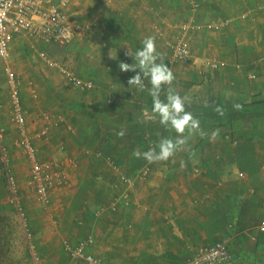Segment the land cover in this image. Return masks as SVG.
<instances>
[{
    "label": "crops",
    "instance_id": "0c3cea01",
    "mask_svg": "<svg viewBox=\"0 0 264 264\" xmlns=\"http://www.w3.org/2000/svg\"><path fill=\"white\" fill-rule=\"evenodd\" d=\"M73 6L67 14L76 33L67 46L75 52L63 66L89 87L44 67L32 46L43 44L47 52L54 48L49 43L22 35L10 46L8 64L29 132L47 127L34 139L39 159L60 162L68 179L50 189L48 206L37 204L41 213L27 209L29 250L8 263L30 264L35 254L38 264H86L63 246L91 235L87 251L103 264H186L199 248L220 241L231 256L221 264H264L258 229L264 222V0H73ZM225 20L220 30L210 27ZM189 21L198 28L187 36L191 57L181 62L166 44L180 38V25ZM147 36H155L157 51L165 54L175 76L170 87L187 98L186 111L203 131L220 129L216 140L194 135L175 163L149 164L132 155L176 135L153 114L150 83L143 91L128 85L135 72L118 67L133 63L125 53H135ZM234 103L242 109L234 110ZM144 167L149 172L139 179Z\"/></svg>",
    "mask_w": 264,
    "mask_h": 264
},
{
    "label": "built area",
    "instance_id": "2783aa9c",
    "mask_svg": "<svg viewBox=\"0 0 264 264\" xmlns=\"http://www.w3.org/2000/svg\"><path fill=\"white\" fill-rule=\"evenodd\" d=\"M67 0H0V64H3L8 100L6 107L10 112V120L18 129V137L15 145L22 150L26 159L31 165L30 183L33 186L36 202L42 207L50 204V189L62 185L68 179L67 170L56 161H41L38 156V149L34 143L35 137L45 135L46 128L36 134L29 132L27 116L22 105V96L19 89V82L14 70L8 64L9 50L15 36H26L30 39L53 44H65L73 39L76 33L75 27L71 24L68 14L65 11ZM196 7V4H194ZM228 20L221 23H212L210 27L220 30ZM198 28L193 22H184L180 25L181 37L169 42L172 56L181 62H186L191 57L188 43V34ZM46 60V58H45ZM51 67L57 68L66 77L68 82L76 87H89L91 82H84L77 78L72 71L62 64L48 60ZM209 67H216L215 63H207ZM2 85L0 83V107L2 105ZM31 96L37 98L36 90L31 91ZM47 122L55 123L49 114H43ZM60 121V120H59ZM58 121V122H59ZM57 122V123H58ZM1 133V130H0ZM1 159L6 166V153L0 143ZM107 162L114 165L113 160L107 157ZM70 163L76 166V161L71 159ZM149 172L143 168L138 174L139 179H145ZM6 179L11 202L24 216L23 207L17 196V182L14 176L6 171ZM124 182L130 183V178H124ZM22 209V210H21ZM258 229L264 232V222ZM93 243L91 235L80 239L76 244L65 242L63 248L71 257L80 259L86 264H103L100 259L87 251L88 246ZM231 256L227 250L225 241L216 242L212 245L199 248L197 254L186 264H221L230 261ZM32 264H38V259L32 255Z\"/></svg>",
    "mask_w": 264,
    "mask_h": 264
},
{
    "label": "clouds",
    "instance_id": "9594fccd",
    "mask_svg": "<svg viewBox=\"0 0 264 264\" xmlns=\"http://www.w3.org/2000/svg\"><path fill=\"white\" fill-rule=\"evenodd\" d=\"M142 47L132 53L127 51L125 55L132 58L133 63L120 62L118 67L122 72H135V75L128 80L131 85L141 91L145 89V81L150 83L148 94L152 98V112L158 117L159 123L165 129L174 132V138H162L155 146H150L147 151L134 150L132 155L135 158H143L149 164L158 162H168L170 159L175 163L174 157L178 152L188 151L189 140L196 134L201 138L208 137L216 140L220 129L216 128L211 133L201 129L200 120L185 109L186 97H182L170 87L175 80L172 70L165 63V54L157 51L156 37L147 36L141 41ZM112 58V57H110ZM113 59V58H112ZM138 69V71H137ZM167 87L165 98L161 99V94ZM242 105L234 103V110H241ZM219 115H224V109L217 106L214 109ZM123 137L124 131L117 133ZM183 168L185 163L180 161Z\"/></svg>",
    "mask_w": 264,
    "mask_h": 264
},
{
    "label": "rangeland",
    "instance_id": "374dc122",
    "mask_svg": "<svg viewBox=\"0 0 264 264\" xmlns=\"http://www.w3.org/2000/svg\"><path fill=\"white\" fill-rule=\"evenodd\" d=\"M59 3L62 0H54ZM73 0H67L65 11L68 14L70 10L73 8ZM70 42V41H69ZM68 42V43H69ZM68 43L65 44H53L49 43L51 47H54L51 51L44 50V45L32 46V49L39 54L42 62L45 64L44 67H49L48 69H52L48 64V60L58 62L62 65H67L71 62V58L75 52V46H67ZM166 46H168L166 44ZM69 47V48H68ZM67 48V49H66ZM169 48V47H168ZM170 50V49H169ZM172 56V55H171ZM46 58V60H45ZM173 58V56H172ZM174 59V58H173ZM66 67V66H64ZM68 69V68H67ZM7 103V102H6ZM3 106L5 108H3ZM2 107V108H1ZM0 107V143L3 144L6 153V166L3 165L0 153V204L2 206V210H0V225L4 228V242L6 245L7 254L4 257L1 264H9L8 260L14 258V260L24 258L25 252L29 250L28 248V210H30V214L37 215L39 212L35 191L33 186L30 183L29 178V165L28 160L23 155L20 148H17L15 145V140L18 137V129L16 125L10 120V112L5 105H1ZM2 113V114H1ZM2 116V117H1ZM12 162H16L18 165L14 167ZM19 162V163H18ZM148 168L149 167H144ZM6 171L14 178L17 182V196L20 195V199L23 202V211L25 213L24 216L20 215V211L15 207V205L11 202L10 194L8 191L7 179H6ZM19 197V196H18ZM19 199V198H18ZM19 199V200H20ZM38 208V209H37ZM22 210V209H21ZM54 224V223H53ZM32 260V258H31ZM30 260V264L31 263ZM16 263H19L16 261ZM23 263V262H22Z\"/></svg>",
    "mask_w": 264,
    "mask_h": 264
},
{
    "label": "trees",
    "instance_id": "16d2710c",
    "mask_svg": "<svg viewBox=\"0 0 264 264\" xmlns=\"http://www.w3.org/2000/svg\"><path fill=\"white\" fill-rule=\"evenodd\" d=\"M4 231H5L4 228L0 225V264L2 263L8 251L6 250V245L4 242V237H3Z\"/></svg>",
    "mask_w": 264,
    "mask_h": 264
}]
</instances>
